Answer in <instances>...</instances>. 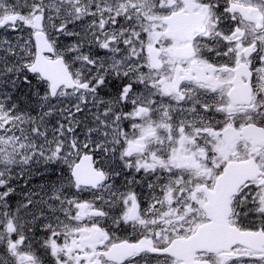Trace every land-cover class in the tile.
<instances>
[{"label":"snow or ice","instance_id":"6c2138e0","mask_svg":"<svg viewBox=\"0 0 264 264\" xmlns=\"http://www.w3.org/2000/svg\"><path fill=\"white\" fill-rule=\"evenodd\" d=\"M0 264H264V0H0Z\"/></svg>","mask_w":264,"mask_h":264}]
</instances>
